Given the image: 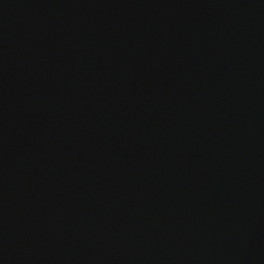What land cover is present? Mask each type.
<instances>
[{"label": "water", "instance_id": "1", "mask_svg": "<svg viewBox=\"0 0 264 264\" xmlns=\"http://www.w3.org/2000/svg\"><path fill=\"white\" fill-rule=\"evenodd\" d=\"M0 264H264V0H0Z\"/></svg>", "mask_w": 264, "mask_h": 264}]
</instances>
